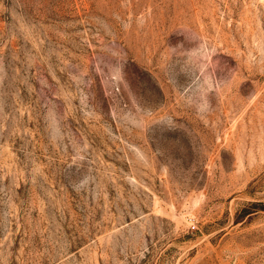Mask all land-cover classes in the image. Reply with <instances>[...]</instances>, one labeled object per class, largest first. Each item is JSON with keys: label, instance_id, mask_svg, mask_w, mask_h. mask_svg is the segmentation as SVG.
<instances>
[{"label": "rangeland", "instance_id": "1", "mask_svg": "<svg viewBox=\"0 0 264 264\" xmlns=\"http://www.w3.org/2000/svg\"><path fill=\"white\" fill-rule=\"evenodd\" d=\"M0 264H264V0H0Z\"/></svg>", "mask_w": 264, "mask_h": 264}]
</instances>
